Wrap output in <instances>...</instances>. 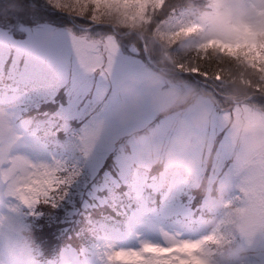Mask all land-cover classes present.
Here are the masks:
<instances>
[{
	"label": "rangeland",
	"instance_id": "1",
	"mask_svg": "<svg viewBox=\"0 0 264 264\" xmlns=\"http://www.w3.org/2000/svg\"><path fill=\"white\" fill-rule=\"evenodd\" d=\"M3 1L0 0V6L13 5ZM51 1L57 3V7H62L61 2L79 5L84 15L75 12L62 15L58 10L56 14L63 18L40 15L37 9L46 11L51 7L39 4L41 0H36L37 3L29 0L20 16L23 19L33 16L36 25H18L15 33L10 31L11 27L0 25V66L13 58L11 69L16 66L26 69L23 77L27 78L26 83L36 80L40 74L48 77L44 94L34 95L32 99L29 94L30 102L23 108L21 104L26 95L0 93V120L6 119L12 128L9 149L12 157L20 156L32 165H55L66 169L73 153L83 164L80 174L85 184L95 177L101 179L98 186L88 187V195L99 203L82 205L74 191L67 192L70 184L62 186L54 194L53 201L41 202L30 209L12 194L6 181L0 180L3 185L0 225L5 218H10L23 228L25 225L30 227L40 241L56 245L64 235H70L67 230L71 227L79 234L81 225L75 226V222L82 220L92 227L93 215L114 217V213L121 214L125 203L121 201V195L112 199L111 194L123 184L128 185L125 198L139 196V211L132 212L133 219L126 231L112 229L101 233L89 250L96 251L93 264H121L115 259L117 252H141L145 245L169 247L185 240L203 241L212 234L219 236V240L207 244L208 250L221 241L247 248L250 242L246 237L236 232L229 234L223 227L220 206L246 203L242 189L249 187L264 194L249 171L258 161H264V154L236 138L241 128L259 129L264 134V109L261 104L257 106L259 101L250 97L229 101L216 96L211 88L212 80L191 68L197 60L181 55L177 63L178 60H170L163 49L166 43L171 46L194 42L193 37L204 31L203 25L186 21L190 10L183 6V0L170 3L134 0L130 10L126 6L120 9L117 0H107L106 4L103 0ZM253 7L258 16H264V0H253ZM123 11L125 17H122ZM144 11L147 19L143 16ZM102 15L107 16L105 19L112 18L109 22L113 25L107 23L109 27L101 28L95 17ZM154 15L162 16L156 27L165 37L169 36L170 26L177 28L180 21L187 25L184 31H176V43L165 39L163 42L156 34L148 41L152 38L135 30L118 33L121 24L131 26L138 22L135 27L138 28ZM67 19L71 21L69 26L64 24ZM75 19L90 22V25L75 27ZM58 23L60 28L56 27ZM18 33L21 34L19 38ZM196 43L197 49L204 53L199 57L201 62L234 67L244 76L246 84L258 82L264 85V25L242 22L239 35L234 39L216 35L196 40ZM154 58L163 61H154ZM169 63L173 72L165 68ZM216 78L235 86V79ZM14 81L23 85L20 78ZM192 91L198 94V102L186 107L183 97ZM22 109L31 114L58 115L67 121H82L80 127H71L69 148L73 151L64 156L58 150L47 148L33 127L29 129V123L14 125V117L20 116ZM166 113L168 115L156 120L155 126L147 130L157 116ZM141 131L145 133L136 136ZM261 140L264 142V135ZM15 147H19L18 151L13 152ZM105 165L112 166V174L104 169ZM134 166L147 171L160 167V173L148 179L146 172L134 170ZM164 183H167L166 187L162 186ZM145 188L154 193L164 192L159 208L149 210L148 196L142 195ZM187 188L203 192L197 198L190 196ZM183 190L186 201L179 197ZM66 199L75 200V204L67 208ZM26 208L30 211L28 214ZM214 213L216 216L209 218ZM29 214L32 218L26 224L24 216ZM163 218L188 222L184 227H176L163 224ZM70 221L73 226L68 223ZM143 225L149 228L148 231L140 228ZM21 246L15 235L8 243L0 238V264L28 258V251L25 250L28 253L25 255ZM60 258L70 264L77 257L68 250L63 251ZM247 264H264V236L258 238L257 251L247 257Z\"/></svg>",
	"mask_w": 264,
	"mask_h": 264
},
{
	"label": "trees",
	"instance_id": "2",
	"mask_svg": "<svg viewBox=\"0 0 264 264\" xmlns=\"http://www.w3.org/2000/svg\"><path fill=\"white\" fill-rule=\"evenodd\" d=\"M35 3L36 0H33ZM42 3H39L41 5H46L49 6L51 8L47 9L46 11H43L41 9H37L36 12H38L40 15H46L52 18L55 17H62V15L65 14V12H75V13H79V15H84V12L82 11V9L80 8L79 5H72V4H67V3H62L61 2V6L62 7H57V3H52L51 0H41ZM167 3L172 0H165ZM13 3V5H2L0 6V25H7L9 27H11V32L15 33L16 27L19 25H27V26H34L36 25L35 21L33 19V16L27 19H23L21 18L20 14L21 11L24 10V8H26L29 4V0H4L3 3ZM107 0H103V3L106 4ZM121 8L120 9H124L123 6H126L129 10H130V4L134 2V0H120V1H116ZM122 3V4H121ZM108 5V3H107ZM5 6V7H4ZM53 7V8H52ZM31 8V7H29ZM56 8V9H55ZM30 10V9H29ZM50 10V11H49ZM59 11L60 14L62 15H58L56 14V11ZM71 10V11H70ZM148 11V10H145ZM143 13V16L147 17V12ZM30 12H32L30 10ZM26 13V12H25ZM33 14H35V12H32ZM117 13V12H116ZM164 13V12H163ZM76 15V14H75ZM77 16V15H76ZM88 16V15H87ZM125 12L123 11V16L125 17ZM105 15L102 16H97L95 17L96 19V23H101L99 24L101 28H107L109 27V25H107V23H111L109 22L110 19H105ZM159 15L157 16H152L145 24H141L140 26H138V28H135L138 25V22H134L131 24V26L128 25H123V24H119L121 28H119L118 33L120 34H125L127 32H129L130 30H132L133 32L135 31H140L143 32L151 41L153 40V35L156 34L158 35V39L164 42V39L166 42H170V43H176L177 41H175L177 38H175V33L176 31L179 29L181 31H184V29L186 28L187 25H185L183 23V21H180L178 23V27L174 28L173 26H170L167 31L169 36L165 37V34L160 31H158V27H156L158 25L159 22H161L162 20V16ZM117 19V18H116ZM124 19V18H123ZM34 20V21H33ZM70 19L64 20V24L66 25H70L71 21L68 22ZM116 21V20H113ZM112 21V22H113ZM131 21V20H130ZM75 27H78L77 25L81 26L83 24L90 25V22H82V20H78L75 19L74 20ZM118 23V20H117ZM113 25V23H111ZM72 25V24H71ZM60 23H58L56 25L57 28H60ZM135 30V31H134ZM137 33V32H136ZM20 33H18L17 37H20ZM170 37V38H167ZM157 39V38H155ZM157 39V40H158ZM165 53L168 54L169 59L173 60L175 59L177 61V63H179L180 59L182 56L184 57H190L191 60L192 58L197 60V63H194L193 66H191V68L196 69V71L202 75H204L208 80L209 78L212 80L211 82V88H213L215 90L216 96L218 97H222V98H227L229 101L233 100V101H243L246 98H252L255 99V101H259V103L257 104V106H261V108L264 109V85H260L261 83H258L254 80V78H251L252 81L256 82V83H250V84H246L244 81V76L241 75V73L234 67H223L220 64H217L215 62L210 63V62H205V61H200V56L204 55L203 51L197 49V43L196 40L191 43L189 45V43L186 42H182V45H171L169 46L167 43L165 44V48H163ZM182 55V56H181ZM8 56L5 57V59ZM8 61L6 62V64L3 66V64H1L0 66V84L3 85H11V84H18L21 85L19 83H16L14 80H17V78H20L21 80H23L21 83H23V85L25 86L26 82H28L27 78H23L26 74H25V70L26 69H19L17 66L16 68H14L13 70L11 69V65H12V59L8 58ZM158 60V61H163L160 58H154L153 59ZM175 63V62H174ZM167 67L166 70L173 72L174 70H172L171 68L172 65L166 64ZM170 66V68H169ZM14 67V65H13ZM163 71H165V69H162ZM171 72H169L168 76L171 74ZM167 75V74H166ZM176 75V74H174ZM40 77H38L36 80L34 81H30L29 86L34 87V92H37V95L40 94H44V92L46 91V82L45 80L48 79L47 75L45 74H40ZM223 77L226 79H235L236 83H238L236 85V83H233L235 86H231L232 83L228 82L227 83H222L220 82L221 79L220 78H216V77ZM247 79V78H246ZM230 85V86H229ZM37 99V98H36ZM220 99V98H219ZM261 104V105H260ZM31 111H28V113H30ZM31 114V113H30ZM48 120V124L45 125L46 130L51 129V130H55V133L57 134V138L59 139V141L61 142V146L68 151L69 153V145L67 143V130L70 127L68 125L67 122L62 121V119L60 117H55L54 115L52 117H47ZM58 130V131H57ZM61 148V147H60ZM72 156L69 157L68 162H67V168L66 171H64V175L63 172L61 173V175L65 176L68 178V183L66 185H70L71 184V188L67 187V192L71 189L72 192L74 191V193H76V198L79 200H82V205L83 204H90L91 205H97L99 202H95L94 200L91 199L90 195H88V187L92 186V185H97L98 186V181L97 178H93V180H90L89 183L87 182V184L84 183V179L83 177H81L80 172L83 171V164L82 162L76 158L75 156H73V153L71 154ZM109 167V166H107ZM77 183H79V185L77 186ZM73 184H76L75 186H73ZM76 191V192H75ZM70 192V194L72 193ZM87 196V199L86 197ZM97 198L99 199V194L97 193ZM97 199V200H98ZM65 204L68 207H71L75 204V200L73 199H66ZM79 206V205H77ZM95 207V206H94ZM91 210V209H90ZM89 210V211H90ZM29 220V218H28ZM31 220V219H30ZM68 223H71V226H73V222L70 221ZM75 226L77 225H81V227L79 226V234H75V230L73 229L74 227L69 228V231L67 230V232L70 235H64L62 237V239H60L57 244L53 245H47L45 242L40 241L34 234L33 232L30 230V227H26L25 229L30 233V237L28 239L29 243L31 244V246L34 249V254L38 255L39 257H41L42 259H47L48 257H51L53 255H56L59 249V245L64 243H71L74 245H79V244H84L86 243L89 239L88 236L90 235V233H92L91 230V226H89V224H86L84 221H80V222H75L74 223Z\"/></svg>",
	"mask_w": 264,
	"mask_h": 264
},
{
	"label": "clouds",
	"instance_id": "3",
	"mask_svg": "<svg viewBox=\"0 0 264 264\" xmlns=\"http://www.w3.org/2000/svg\"><path fill=\"white\" fill-rule=\"evenodd\" d=\"M183 6L188 8L189 14L186 21H195L203 25L204 31L197 33L193 40L208 39L212 36L223 35L226 38H236L239 35L242 22H254L264 25V16H258L253 0H183ZM193 41H189V45ZM185 106H193L198 102V94L189 92L183 97ZM202 119V118H201ZM259 129L241 128L237 134L238 140L245 144L255 146L264 154V142H262ZM12 141V128L6 119L0 120V142L3 143L5 154L10 156L9 149ZM264 161H258L249 169L261 192H264ZM222 202L223 196L220 197ZM264 200H258L255 206L246 203L233 204L228 207L220 206L222 222L225 230L242 234L249 240L247 248L232 242L221 241L204 254L208 264H247V257L255 254L258 248V238L264 236ZM27 242L30 233L21 225L10 218H5L0 225V238L8 243L13 236Z\"/></svg>",
	"mask_w": 264,
	"mask_h": 264
},
{
	"label": "snow or ice",
	"instance_id": "4",
	"mask_svg": "<svg viewBox=\"0 0 264 264\" xmlns=\"http://www.w3.org/2000/svg\"><path fill=\"white\" fill-rule=\"evenodd\" d=\"M64 171L66 169L55 165L37 166L20 156H8L0 142V180L6 181L12 194L30 209L41 202L53 201L54 194L68 183V178L61 175ZM242 191L249 206L264 200V194L258 193L255 188ZM218 240L219 236L212 234L204 237L203 241L185 240L169 247L145 245L141 252H117L115 259L121 264H208L204 259L208 251L206 245Z\"/></svg>",
	"mask_w": 264,
	"mask_h": 264
},
{
	"label": "water",
	"instance_id": "5",
	"mask_svg": "<svg viewBox=\"0 0 264 264\" xmlns=\"http://www.w3.org/2000/svg\"><path fill=\"white\" fill-rule=\"evenodd\" d=\"M143 48H144V45H143Z\"/></svg>",
	"mask_w": 264,
	"mask_h": 264
}]
</instances>
